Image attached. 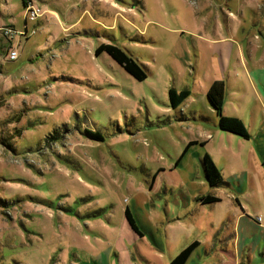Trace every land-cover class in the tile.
Here are the masks:
<instances>
[{
	"label": "rangeland",
	"instance_id": "1",
	"mask_svg": "<svg viewBox=\"0 0 264 264\" xmlns=\"http://www.w3.org/2000/svg\"><path fill=\"white\" fill-rule=\"evenodd\" d=\"M24 1L0 0V264H153L203 226L211 238L230 206L192 217L218 197L201 164L218 160L206 87L221 59L264 55V0ZM105 43L147 79L97 57ZM170 89L191 95L174 109ZM179 212L191 216L168 224ZM214 233L193 255H218Z\"/></svg>",
	"mask_w": 264,
	"mask_h": 264
},
{
	"label": "crops",
	"instance_id": "2",
	"mask_svg": "<svg viewBox=\"0 0 264 264\" xmlns=\"http://www.w3.org/2000/svg\"><path fill=\"white\" fill-rule=\"evenodd\" d=\"M259 39L264 41L256 38ZM252 52L256 53L254 49ZM215 81L225 83L223 114L243 121L249 138L223 132L218 127V160L214 155L212 158L226 185L218 188L219 202L215 204L226 203L230 207L221 212L218 228L213 227L211 231L212 238L215 230L218 255H215L216 250L206 252V255L193 253L186 264H264V55L235 64L221 59L214 79L206 87L207 92ZM210 143L207 141L204 145L208 147ZM199 202L192 217L207 206ZM189 216H182L179 212L177 218L170 217L167 221L169 224ZM211 238H208L206 226H203L194 241L199 243L194 252L203 248L202 243H210ZM125 256L128 261L132 259L141 264L136 255ZM175 257L171 255L169 261L165 257H154L153 260L158 261L153 264H170Z\"/></svg>",
	"mask_w": 264,
	"mask_h": 264
},
{
	"label": "trees",
	"instance_id": "3",
	"mask_svg": "<svg viewBox=\"0 0 264 264\" xmlns=\"http://www.w3.org/2000/svg\"><path fill=\"white\" fill-rule=\"evenodd\" d=\"M24 5L27 3L23 0ZM107 54L110 56L118 65H120L130 76L135 78L138 81H144L147 79L148 74L145 70V67L140 64L135 58L129 55L120 47L113 44H101L95 55L101 56ZM190 91L188 89L177 92L175 89L169 90V99L171 106L176 109L181 106L190 96ZM225 83L223 81H215L209 88L207 92V100L210 106L215 111L218 117V127L221 131L240 136L244 139H248L249 135L247 129L243 123L238 118L227 117L223 114V108L225 105ZM193 144V143H191ZM202 168L204 171L205 181L210 188H220L226 185L224 178L216 166L214 160L209 154H205L201 160ZM203 204H215L219 202V199L215 196L207 195L198 199ZM125 216L128 223L131 226V229L143 237L142 232H140L136 222L132 216V213L126 209ZM199 246L198 242H194L184 248L171 262L170 264H186L190 259L191 255L194 253L196 248Z\"/></svg>",
	"mask_w": 264,
	"mask_h": 264
},
{
	"label": "built area",
	"instance_id": "4",
	"mask_svg": "<svg viewBox=\"0 0 264 264\" xmlns=\"http://www.w3.org/2000/svg\"><path fill=\"white\" fill-rule=\"evenodd\" d=\"M30 19L31 21H34L36 20L37 18H39L41 15H42V10L34 5H30ZM13 32L12 31H9V30H6L5 33H4V36L8 39H10V37L13 36ZM23 34V33H22ZM8 59L10 61H16L18 59V52L12 48L9 49V52H8ZM261 220V219H259Z\"/></svg>",
	"mask_w": 264,
	"mask_h": 264
}]
</instances>
